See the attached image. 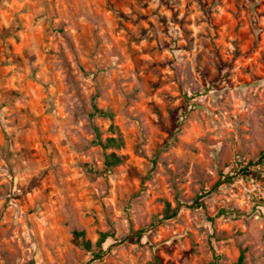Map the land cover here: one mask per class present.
Returning a JSON list of instances; mask_svg holds the SVG:
<instances>
[{"label":"rangeland","instance_id":"1","mask_svg":"<svg viewBox=\"0 0 264 264\" xmlns=\"http://www.w3.org/2000/svg\"><path fill=\"white\" fill-rule=\"evenodd\" d=\"M240 262L264 264V0H0V264Z\"/></svg>","mask_w":264,"mask_h":264},{"label":"trees","instance_id":"2","mask_svg":"<svg viewBox=\"0 0 264 264\" xmlns=\"http://www.w3.org/2000/svg\"><path fill=\"white\" fill-rule=\"evenodd\" d=\"M98 112L100 114H103V115H106V114L109 113L106 110H98ZM99 143L104 148H106L108 146L115 145L116 139L111 137V138L107 139V143H103L101 140H100ZM124 159H125L124 155H119V154H117L115 152H107V151H105V165L107 167H109V168L121 164ZM243 171L249 172V169L244 168ZM108 235L109 234L105 233V232L100 233V237H99V239L96 242V246H99L101 248V245L106 241ZM75 239H76V242L80 246L86 248L87 250H91L92 249L93 242H92V240H89V239L85 238V232L84 231H76L75 232ZM240 259H241L240 261H242L243 257L241 256ZM239 264H241V262Z\"/></svg>","mask_w":264,"mask_h":264}]
</instances>
